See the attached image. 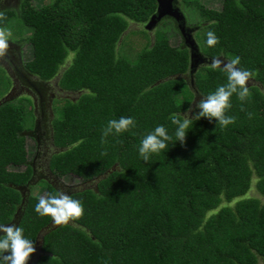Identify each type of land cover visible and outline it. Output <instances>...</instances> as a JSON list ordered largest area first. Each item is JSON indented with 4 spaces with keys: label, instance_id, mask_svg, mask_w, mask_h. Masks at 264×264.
<instances>
[{
    "label": "trees",
    "instance_id": "trees-1",
    "mask_svg": "<svg viewBox=\"0 0 264 264\" xmlns=\"http://www.w3.org/2000/svg\"><path fill=\"white\" fill-rule=\"evenodd\" d=\"M195 4L207 21L196 40L201 54L225 62L239 56L238 67L257 74L247 84L248 100L230 98L226 115L237 117L234 124L222 129L215 118L201 117L184 144L175 142L170 117L226 84L227 74L200 64L190 84L187 49L168 46L161 30L134 61L118 54L127 21L147 19L154 0H49L41 7L20 0L17 13L2 10L1 27L14 17L31 28L20 39L32 49L23 66L39 80L53 77L71 54L58 86L80 93L55 106L50 131L59 151L49 166L96 179L94 187L68 193L82 201L83 216L42 234L41 254L31 264H264V202L246 196L253 187L264 197V0H222L219 10ZM209 30L219 37L213 47ZM20 104L0 114V224H10L22 203L14 225L35 247L52 217L34 210L40 197L22 199L13 187L32 173L28 164L23 172L8 168L26 163L22 132L32 123L24 125ZM121 116L136 126L102 144L103 128ZM158 125L173 141L144 161L141 140Z\"/></svg>",
    "mask_w": 264,
    "mask_h": 264
},
{
    "label": "rangeland",
    "instance_id": "rangeland-1",
    "mask_svg": "<svg viewBox=\"0 0 264 264\" xmlns=\"http://www.w3.org/2000/svg\"><path fill=\"white\" fill-rule=\"evenodd\" d=\"M5 1H7L6 6H9L11 8L16 7L19 0ZM192 1L197 4L203 5L205 8L214 10H219L222 3V0ZM30 2L34 7H41L42 5L48 3L49 0H30ZM195 3L188 4L187 0H178L177 6L181 8V11L183 15H185L187 22H190L191 26H195L197 33L194 35V38L197 40L198 34H202L205 32V25L207 24V21L206 17L200 14ZM139 7L140 10L143 11L144 5L141 4L139 5ZM15 12H18L17 7L15 8ZM142 13L139 12L141 16ZM148 18L143 22L133 20L127 21L125 30L120 34L118 38V43L116 46V51L118 52V54L130 61H134L141 47L146 42L152 41L155 30H161L166 34L168 46L180 45V43L182 44V39L180 38L172 20H170L169 18H165L158 22L152 29L146 30L144 28V24L147 22ZM6 29L10 30L12 33L8 42L10 45L8 52H11L12 55L14 54V56L16 54L18 57H23L24 61L29 60L32 56V49L30 44L23 42V47H21L22 44L19 43L16 50L11 46L10 42H18V40L20 42L21 38L26 37L31 33V28L23 26L16 20V18L11 17L8 21V26L6 27ZM70 57L71 54H68L63 64L59 66L56 74L46 81H40L35 76L27 73V71L24 70L22 64L23 60L21 61L18 59L19 68L21 69L22 74L25 75L28 80L38 84L35 86L39 89L40 93H42L41 96L39 95L40 93L38 94V92L36 93L33 89H31L18 76V74H16L12 70V65H9L7 60H0V114L8 110L9 104L15 103L19 105L21 103L24 107V125L29 126L30 123H33L34 125L31 130L27 129L22 132V135L24 136V145L26 151V163L21 166L10 165L8 167L11 171L16 172H23L27 164L32 168L31 175L24 183L13 186L19 191L22 199H26V197L30 194H32L33 196L41 197L57 191H63L68 194L69 192L80 190L82 188L94 187L96 179L83 181L72 174H59L49 166L50 155L54 152L59 151L58 148L52 145L50 131V120L54 116L55 106L59 108L60 104H62L66 99L73 101L80 93L76 91L61 90L58 86L59 76L62 70L68 64ZM210 62H212V60H210ZM1 65L2 67H4V69H6V71L10 73L7 74L11 78H13L12 91L8 92L10 85L9 81L11 78H8V76H6V74L2 70ZM186 74L182 76L187 81L188 76ZM251 82V80L248 81V83ZM5 97L8 98L4 100ZM198 99L199 96H195V99L190 104L188 109L191 108L192 111L188 112L189 116H192L193 114L199 112L200 109L196 107ZM50 101L53 102H51L53 113L50 112ZM188 109H186L185 112ZM30 113L33 116L30 115ZM246 196H255L258 197L261 202H264V197L260 196L253 187H251L247 191ZM21 210L22 203L17 206V210L15 211L10 224H14L17 222ZM58 225L59 224H55L53 222V219H51L50 223L38 233L35 245L36 251L33 253V257L30 260L29 264H31L32 261L39 254H41L40 245L42 234H44L48 230L55 228ZM257 264L262 263L258 262Z\"/></svg>",
    "mask_w": 264,
    "mask_h": 264
},
{
    "label": "clouds",
    "instance_id": "clouds-1",
    "mask_svg": "<svg viewBox=\"0 0 264 264\" xmlns=\"http://www.w3.org/2000/svg\"><path fill=\"white\" fill-rule=\"evenodd\" d=\"M237 7L242 8V5L238 3ZM3 19H5V15L0 11V20ZM11 35L10 30L0 27V60H4L8 56L10 47L8 42ZM206 36V43L209 47L219 43V37L214 31H207ZM194 41L197 44V41ZM197 47L199 49L198 44ZM210 60H212L211 70L219 69L227 74V83L218 86L213 93L198 101L196 104V107L200 109L198 113L189 116L188 112L192 111L190 108L183 115L172 114L170 117L171 122L176 125L175 142L179 141L184 144L187 131L192 127L193 122L201 117L208 118L210 121L215 118L222 129L234 124L237 117L226 115L227 110L231 108L230 98L235 94L243 102L251 97L247 84L251 78L255 77L256 71L238 67L240 64L239 56H235L227 62L219 58ZM241 110H244L243 107ZM249 116H251V113H249ZM135 126L136 121L131 116L111 119L102 130L101 143H107L106 137L109 135L123 133ZM170 141H173V137L169 135L167 128L164 125H158L141 140L138 149L139 155L144 161H149L151 154L167 150ZM34 210L41 216H51L55 224H66L69 220L79 219L84 214L82 201L74 199L63 191L41 196ZM23 233L24 229L22 227L14 224H0V261L3 264H27L31 254L36 251L33 240L26 239ZM5 253L8 254L5 255Z\"/></svg>",
    "mask_w": 264,
    "mask_h": 264
},
{
    "label": "water",
    "instance_id": "water-1",
    "mask_svg": "<svg viewBox=\"0 0 264 264\" xmlns=\"http://www.w3.org/2000/svg\"><path fill=\"white\" fill-rule=\"evenodd\" d=\"M175 0H154L155 8L144 24L146 30L152 29L161 19L165 17L171 18L176 23V28L182 39V46L188 52V76L190 84L192 83V75L198 65L207 63L210 64V59L202 55L197 47V44L192 39L190 33L184 26V17L179 8L173 4Z\"/></svg>",
    "mask_w": 264,
    "mask_h": 264
},
{
    "label": "flooded vegetation",
    "instance_id": "flooded-vegetation-1",
    "mask_svg": "<svg viewBox=\"0 0 264 264\" xmlns=\"http://www.w3.org/2000/svg\"><path fill=\"white\" fill-rule=\"evenodd\" d=\"M181 1V0H180ZM6 2L7 1H5V0H0V11H2V10H5V9H12L14 12H15V8L17 7V10H18V8H19V5H20V0L18 1V3H17V6L16 7H9V6H6ZM173 4H175L176 6H177V4H178V0H175L174 2H173ZM178 7V6H177ZM179 9H180V11H181V8L180 7H178ZM16 13V12H15ZM185 15H183V17H184ZM165 18H169V17H165ZM165 18H163V19H165ZM163 19H161V20H163ZM170 20H172L171 18H169ZM184 19V26H185V29H187L188 30V32L190 33V35H191V37H192V39L193 40H196L195 38H194V35L197 33V30L195 29V26H191V23L190 22H187V19H186V17H184L183 18ZM160 20V21H161ZM173 21V20H172ZM173 23H174V26H175V28H176V23L173 21ZM176 30H177V28H176ZM177 32H178V30H177ZM179 34V33H178ZM179 36H180V34H179ZM180 38H181V36H180ZM11 43V46L13 47V48H15L16 50H17V45H19V43H23V40H20V42H19V40H18V42H13V41H11L10 42ZM24 44V43H23ZM23 44L21 45V47H23ZM18 59L19 60H23V57H21V56H17L16 54H15V56H14V54L12 55V53L11 52H8V56H7V58L5 59V60H7L8 61V64L9 65H12V70L16 73V74H18V76L31 88V89H33L36 93L38 92V94L40 93V91H39V89L35 86V85H38V84H36V83H34V82H32V81H30V80H28L27 78H26V76L25 75H23L22 74V72H21V69L19 68V62H18ZM27 61V60H26ZM25 61L23 60L22 61V64L24 63ZM4 66V65H3ZM1 67H2V65H1ZM24 67V66H23ZM2 70H3V72L6 74V76H8V78H11L8 74H10L8 71H6V69H4V67H2ZM24 70H25V68H24ZM27 71V70H26ZM8 73V74H7ZM27 73H29L28 71H27ZM29 74H31V73H29ZM32 75V74H31ZM34 76V75H33ZM37 78V77H36ZM38 79V78H37ZM39 80V79H38ZM40 81H42V80H40ZM10 85H9V89H8V92L9 91H12V89H13V78H11L10 79ZM62 90V89H61ZM40 96L42 95V93H40L39 94ZM8 97H5L4 98V100H6ZM51 102L52 101H50V104H49V108H50V112L51 113H53V111H52V108H51ZM53 103V102H52ZM34 125H33V123H32V127H33ZM32 127L29 129V130H31L32 129Z\"/></svg>",
    "mask_w": 264,
    "mask_h": 264
}]
</instances>
